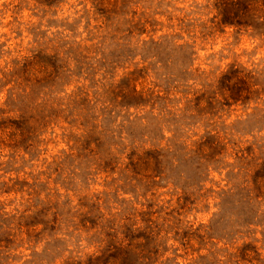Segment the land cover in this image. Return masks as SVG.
I'll list each match as a JSON object with an SVG mask.
<instances>
[{
	"label": "rangeland",
	"instance_id": "374dc122",
	"mask_svg": "<svg viewBox=\"0 0 264 264\" xmlns=\"http://www.w3.org/2000/svg\"><path fill=\"white\" fill-rule=\"evenodd\" d=\"M260 3L264 0H124L120 11L108 16L91 0H0V108L22 109L24 97L33 98L35 91L27 96L23 84L31 87L40 64L51 61L36 59L38 51L49 54L54 47L66 52L67 45L70 49L76 43L74 48H82L84 55L80 63L70 60L75 75L56 88L63 110L39 142L14 150L9 130L0 132V264H77L105 249L107 242L125 244L128 235L148 253L144 260L149 264H215L207 234L216 233L204 225L218 215L227 221L232 214L240 217L241 226L251 211V222L258 224L251 227L258 254L247 257L245 264H264V203L242 201L230 209L224 198L216 207L219 198L214 193L241 180L244 172L250 177L243 167L264 162V112L239 103L216 105L212 112L203 106L191 109L196 89L214 84L221 71L235 66L264 77V27L220 23L224 18L264 20ZM134 10V20L143 14V25L132 32L125 19ZM180 62L192 64L191 76L179 73ZM134 67H145L148 87L165 89L181 109L189 110L167 114L160 122L144 112L143 122L138 109L111 102L103 121L111 144L102 143L93 153L94 145L77 128L82 116H74L73 109L95 98L111 100L119 85L133 83L122 76ZM143 83L135 81L138 88ZM78 88L82 93L68 103ZM226 94L219 98L221 103ZM206 125L220 136L226 152L224 169L209 170L208 175L195 172L196 158L187 152ZM162 135L168 138L163 173L149 180V167L130 164L127 155L132 149L125 144L137 139L147 148L148 141ZM109 151L118 158L116 166L104 163ZM231 166L235 169L228 171ZM202 192L199 199L208 203L192 204V197ZM21 213L43 223L27 234L24 225L11 223V217ZM8 223L11 238L6 237ZM118 252L114 264H124L123 251Z\"/></svg>",
	"mask_w": 264,
	"mask_h": 264
},
{
	"label": "trees",
	"instance_id": "16d2710c",
	"mask_svg": "<svg viewBox=\"0 0 264 264\" xmlns=\"http://www.w3.org/2000/svg\"><path fill=\"white\" fill-rule=\"evenodd\" d=\"M43 1L45 4H50V2L54 0ZM91 1L97 5L100 13H106L108 16H113L118 13L121 4L124 3V0H121L120 2H118V0ZM38 2H42V0H38ZM116 3H120V5L117 7ZM260 4L261 6H259V8L262 9L259 10L261 13L259 16L264 17V4ZM135 12L136 11L134 10L129 18L125 19V22L129 23L128 26L132 32L133 28L141 27L143 25V21L141 20L143 14L140 13L136 16V20H134ZM122 18L124 19V16ZM220 23L226 26L252 25V27L255 28V24H258L259 26L264 27V20L257 19L249 22L230 21L229 19L224 18ZM262 35H264V31L262 32ZM105 41L103 40L102 44L105 45ZM75 44L70 49L69 45H67L66 48L68 50H66V52L59 51L53 46L54 52L52 53L47 54L38 51L35 55L36 59L50 58L51 61L45 60L40 64L41 66H39L37 70L39 77L35 78L31 87H28L26 82L23 84V91L26 92L27 96L29 93L35 91L33 98L28 101L25 96L23 99L25 100V104L22 109L16 108V106L14 108H0V132L9 130L8 134L11 136L10 140L14 141V144L10 147L14 150L23 144H25L26 147H31L33 144L39 142V138L45 131L46 127H48L52 123V120L57 117L58 113L63 110L59 109L63 103L56 101L58 99L56 88L62 85L66 86V80L75 75L76 68L69 67V63H71L70 60L74 63H80V58L84 57V55H81L83 49L79 47L74 48ZM105 51V48L102 46V53ZM61 63H66V65H61ZM176 68H181L179 73L188 74L190 76L192 75V70H194L191 63L185 64L180 62ZM147 77L148 74L145 73V67H134L122 76L123 81H133V83H122L127 84L128 87L125 85H119L118 92L115 94V97L111 98V100L103 102L98 98H95L91 101H84L73 109V111H77L73 114L74 116H82V120L79 122L77 128L81 129V132H84L82 136L85 137V140H87L88 143L92 142L94 145L90 149L91 152L95 153L98 147L104 145L102 143L111 144L110 141L112 140L105 137L109 128L103 122L105 119L104 117L110 115L109 110L112 109L109 105H111V102L115 101L117 105L122 108L132 107L138 109L136 113L142 114L143 122H145V116L143 115L144 112L147 118L160 122L167 114H183L189 110V108L181 109L178 106L179 101L172 98L171 94L165 89L160 90L148 87L150 84L145 81ZM137 78L142 82H145L140 88L135 84ZM196 92L195 105L191 106V109L203 106L212 112L216 105L222 106L220 104L225 103L226 105H230L239 103L247 107L259 108L261 112H264V99H262L264 98V77L255 70H246L244 72L243 69H238L233 66L228 70L221 71V73L215 77L214 84H200V87L196 89ZM81 93V88L72 92L68 96V103L73 101L75 97L79 96ZM225 94L226 97L223 98L225 99V102L222 100L221 103L219 98L223 97ZM201 100H203V105L200 103ZM14 105L15 104L12 106ZM9 111H12V113L17 112L18 114L9 116ZM210 116L212 117V115ZM210 120L211 118H208L205 122L208 123ZM136 125L139 126L140 124L136 122ZM212 131L213 127L206 125L203 128V133H201L197 139L193 140L192 146L189 147V150L187 151L190 153V157L196 158L192 160L196 163L195 172L199 174L205 173L208 175L209 170L213 169L219 172L224 169L222 163L223 159L226 157L225 145L221 143L222 139L220 140V136L217 137ZM121 140H124V138ZM163 140L165 141V144L161 145V141ZM152 141L153 142L148 141L147 148H144L143 142L137 139L125 144V146L132 149V152L127 155L129 163L132 164L131 161H133V165H135V163L147 164L149 172L151 173L148 176L151 178L149 180H153L155 176L159 177L163 173L162 169H164V167L162 166V163L165 159L166 153L164 152L168 145V138L162 135L159 139H153ZM237 153L238 151H235V155ZM108 155H110V151L108 152ZM103 160L108 161H104L105 164L113 162V166H116L117 164L114 162H117L118 158L114 159V157L110 155L109 159ZM228 164L229 163H226L225 167H228ZM233 169H235V166H231L228 171ZM243 169L251 173L250 177L243 171L244 176L241 180L231 183L227 189L222 188L217 192H214L219 198L216 207H218L219 203L221 204L223 202L224 198V205L229 204L230 209L235 205L237 206L242 201L247 204L253 201H256L257 204L264 203V162L260 165L243 167ZM153 184L158 186L156 180ZM182 193L184 194L185 190L182 189ZM190 194L192 193L190 192ZM204 195L205 193L202 192L199 194L198 198L196 196L192 197V204L197 201H206L199 199L203 198ZM227 196H229L230 199L227 200ZM217 197L215 199H218ZM205 203L207 204L208 202L206 201ZM217 209L221 210V206ZM235 215L237 216L238 214ZM232 217L233 215L229 214L226 221L218 215L215 218L212 217L213 219H210V222H208L207 225H204V228H206L208 232H212L213 234L216 233L214 236H212V234H207V241H212L210 243L211 255L213 258H216V260H214L215 264H218L219 262L221 264H238V261H242L241 264H245V261H249L247 257H250L251 259L255 254H258L257 247H255V242L258 240L254 237L255 229L251 228L252 226L256 227L258 224L251 222V219L253 218L252 211L249 212L248 217L244 220V224L241 226L238 222L240 217ZM30 218H32V220H30ZM14 220L16 221V225H24L25 233L27 234L31 232L30 230H34L36 226L40 225V223H43L35 220L31 214L25 216V213H21L16 217L12 216L11 223H13ZM216 226H218V228H216ZM2 228L4 227L2 226ZM19 228L20 226L17 227L18 231ZM7 230L6 237L11 238L14 236V232H10V230L12 231L10 224L9 227H7ZM199 238L202 240L201 237ZM146 239L143 240L145 241ZM126 240L127 242L123 245L122 242L116 243L115 245H110V242H107L105 249L102 248V250H99L96 254H89L83 261L81 260V262L79 261L77 264H114L118 258L119 250L123 251L124 264H149L144 260L147 258L148 253L140 248V243L135 242V237L128 235ZM236 259L237 261H235Z\"/></svg>",
	"mask_w": 264,
	"mask_h": 264
}]
</instances>
